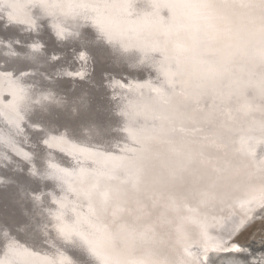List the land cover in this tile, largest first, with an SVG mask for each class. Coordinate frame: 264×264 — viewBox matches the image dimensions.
<instances>
[{
  "label": "bare ground",
  "instance_id": "bare-ground-1",
  "mask_svg": "<svg viewBox=\"0 0 264 264\" xmlns=\"http://www.w3.org/2000/svg\"><path fill=\"white\" fill-rule=\"evenodd\" d=\"M168 2L49 0L55 7L44 9L39 0H0V19L5 23L13 21L12 29L21 31L0 37V261L4 264L10 259L8 245L12 243L34 252L37 260L60 261L62 253L76 264H99L86 250L65 243L59 236L55 217L61 213L67 222L91 220L93 230L100 236L107 230L113 238L112 253L114 241L137 247L131 254L134 259L147 258L145 252L151 249L156 254L152 264H227L231 259L241 264H264V249L252 251L256 236L249 237L250 243L240 242L243 250L238 253L213 250L222 236L229 240L226 233L233 222L253 214L260 220V205L264 204V127H251L253 136L245 141L249 151L253 141L259 144L253 155L246 153L240 133V138L232 139L230 156L224 162L235 173H230L228 181L214 184L209 177L205 183L210 187H181L177 194L170 187H133L132 166L140 162L142 150L135 145L131 146L134 152L126 155L117 150L121 148L119 143L126 141L115 114L119 109L133 107L142 111L141 98L164 108L165 102L180 91L173 75L171 88L165 89L159 83L163 79H152L154 75L149 71L163 73L169 68L175 75L172 59H181L179 72L193 69L199 75L209 73L206 81H211L215 76L209 67L215 56L194 60L192 53L202 52L203 43L208 48L210 43L206 42L214 34L235 29L232 10L219 12L229 16L227 22L208 18L196 9L185 10L182 17H177L163 6ZM14 6L22 12H14ZM47 16L51 18H43ZM237 17L243 21L247 18ZM44 22L56 27L55 31L63 30L59 37L65 45L48 52L41 48L42 39L35 37L21 47L14 46L30 34L28 28L37 30ZM88 26L99 29V33L90 35ZM208 31H213V36L203 35ZM195 37L197 42L190 49ZM104 41L109 43L105 48ZM72 45L76 48L71 56H66ZM84 45L96 58L98 72L94 77L91 55ZM175 51H181L180 57ZM261 68L257 73L263 72ZM76 77L81 83H75ZM256 78L251 77V81ZM201 83L198 76L193 79L192 93L201 89ZM134 98L141 106H136ZM183 103L186 109H195L190 101ZM183 127L196 137L184 138L180 143L168 139L167 146L162 145L167 147L166 152L154 158L157 168L159 161L170 168L185 165L191 156L187 153L200 147L204 151L218 148L209 144V137L197 136L193 125ZM236 136L235 133L233 138ZM87 153L91 155L86 156ZM211 154L214 153H206L209 161ZM119 157L128 163L113 166ZM21 172L25 177H21ZM48 178L56 181L54 185L68 183L71 188L66 185L67 190L57 192L54 185H44ZM79 178L86 184L82 187L89 189L87 192L74 188ZM93 181L98 186L87 187ZM233 186L236 189L232 190ZM146 224H151L157 234L144 232ZM231 246L229 242L228 247Z\"/></svg>",
  "mask_w": 264,
  "mask_h": 264
},
{
  "label": "water",
  "instance_id": "water-1",
  "mask_svg": "<svg viewBox=\"0 0 264 264\" xmlns=\"http://www.w3.org/2000/svg\"><path fill=\"white\" fill-rule=\"evenodd\" d=\"M13 10L14 12H22L18 6H14ZM218 12H220V10H218ZM252 15L258 17V13H253ZM43 18L49 19L51 17L47 16ZM234 18L235 21L233 24L235 25V29L232 30V32L230 31L229 33L219 35L214 34L213 36L211 32H213L214 29L213 31L203 33L205 36H209L208 34L213 36V39H211L210 42H206L210 43L208 44L209 47L206 48L203 43L200 48L202 52H199V54L197 53L196 55L195 53H192L195 58L194 60L206 56H215L214 58L211 57L212 61L209 67L210 74L215 76L213 80L206 81L209 73L199 75V73L193 69H189L190 71L185 69L186 71L179 72V66L183 65L181 59H172L178 75H174L169 68L163 73L155 69L149 71L154 75L152 79L158 80L157 76H160L163 79V81L159 83L163 84L165 89H170L174 80H176L174 83L180 89L178 94H175L172 97L173 99H169L168 103L165 102L166 106L164 108L156 105L148 98H141L144 100V109L142 111H136L133 107H129L119 109V111L115 113L122 127L120 132L125 134L124 138L126 140L124 141L125 144H123V142L119 143V147L121 148H117V150L123 151L121 154L125 153L124 155H126V153H133L134 150L131 149V146L134 145L139 146L142 150L140 162L133 163L132 166L134 177H131L130 181L133 182L132 184L136 185L133 187H154L156 189L160 187H170L169 189L177 194L181 187H193L195 185L206 186L207 183L205 182L209 177H211V182L214 184H221L224 181H228V177H231L230 173H235L234 171H230L229 166L224 162V159L229 158L228 156H230V148L233 145L232 139L236 141L238 139L237 137L239 136L240 138V135H242L244 137L242 145L245 146L246 139L248 140L251 138L252 134H250V132L253 131V126L264 127V90L261 89V82L264 81V59H262L259 54V49L261 47L258 32L260 21L258 18L251 21L248 17L245 18L244 21L239 20L237 15H234ZM3 23H5V21L1 18L0 37L5 38L9 37L8 35L11 33H21V31L12 29L11 24H13V21H9L4 25ZM216 28L219 29L221 27H218L217 25ZM55 30L56 27L44 22V26L42 28L39 27L37 30H35L33 26L28 28L27 31L30 34L22 37L20 44H13L18 48L23 46L27 41L36 39L35 37H40L42 39L41 48L50 52L52 49H57V47L65 45L62 43V39L57 35L58 31ZM98 30L99 29H95L91 26L86 27L87 33L92 36L99 33ZM193 40L194 41L189 44L190 49L192 45L197 42V37ZM102 44L104 48L109 45L107 41H104ZM74 48H76L74 45L68 46L66 56H71ZM84 48L87 53L91 55H89L91 57L89 62L91 64V73L94 77L98 72L95 55L90 51V48L87 45H84ZM176 53L180 57L181 51H177ZM68 64L70 66L72 65L71 63ZM259 66L263 67H260L263 71L260 74L257 73L258 69H260L258 68ZM124 71L126 73L129 72L128 69H125ZM172 75L174 76V79L173 82H170ZM120 76L126 79L125 75L120 74ZM197 76L202 82V87L198 92L192 93L191 88L193 79ZM254 76H257V78L252 82L251 77ZM80 80L79 77H76L75 83H81ZM177 95L180 97L176 98ZM133 100L136 101V106H141L135 98ZM189 101L191 102L189 105L194 106L195 109L188 110L185 108V103L183 102L189 103ZM188 125H193L197 131V136L200 138L203 139L209 137V144H213L212 146L215 148L218 147L216 151H213L215 149L212 150L211 148V150L204 151L205 148L200 147L201 149H196L187 153L191 156L188 158L185 165L170 168L169 166L167 167L164 165L163 162L161 163V161H159L160 167L157 168L158 161H154V158L160 157L166 152L167 147L162 148V145L167 146L166 141L168 139L180 143L184 138L191 140L196 137L193 136L190 131H184L183 126L186 127ZM235 133L237 136L234 139L233 136ZM152 136H157V138H153ZM258 145L257 142L253 141L250 146V151L247 150L245 146V149L247 150L246 153L250 155L255 154V150H258L259 148ZM207 152L214 153L211 154V161L206 158ZM239 152L240 151H238V154ZM244 152H241L240 154L244 155ZM88 154L91 155L90 153H87L86 156H89ZM208 155L209 154H207V156ZM204 159H207V161H204ZM58 160L67 162L64 158H58ZM115 160L117 164H113V166H117L119 163H128L123 157H119ZM188 162L190 163L188 164ZM222 175L223 178L220 177ZM21 177H25V174L22 172ZM220 178L222 181L219 180ZM52 180L53 179L49 178L45 179L44 185H54L56 181ZM83 184L84 181L82 182L79 178L75 183L74 188L78 190L80 187L84 192H87L89 189H84L82 187ZM35 185V187H39L38 184ZM66 185L71 188V184L62 182L52 187H55V190L59 192L64 191L65 189L67 190L68 187H66ZM97 186V181H93L91 185H88L87 187L90 188ZM233 187L232 190L236 189V186ZM89 206L90 208L94 207L93 203H90ZM234 207L236 206H233V208ZM104 219L105 218H101L102 221ZM110 225L111 223L108 222V226ZM142 229L148 234H157L151 224H146ZM183 232L187 234L185 230H183ZM249 240V243L252 242L251 239ZM137 249V247H125L123 244H117L114 241V251L112 255L120 260L123 259L126 262L146 261L148 264H152L151 259L156 257L155 252L150 249L145 252L147 258L140 256L135 257L134 259V257H132L134 254H131L136 252Z\"/></svg>",
  "mask_w": 264,
  "mask_h": 264
},
{
  "label": "snow or ice",
  "instance_id": "snow-or-ice-1",
  "mask_svg": "<svg viewBox=\"0 0 264 264\" xmlns=\"http://www.w3.org/2000/svg\"><path fill=\"white\" fill-rule=\"evenodd\" d=\"M39 6L47 9L49 7H55L50 4L49 0H39ZM126 6V5H125ZM159 7L160 5H156ZM167 7L177 17H182L185 14V10L196 9L208 17L219 18L227 22L229 20L228 15H222L218 10H232V15L246 16L251 21L259 19V40L261 47L259 54L264 59V0H169L168 3L163 5ZM71 8L72 5H69ZM76 7H89V5H76ZM91 7H96L91 5ZM246 10V11H244ZM258 13V17L252 15ZM58 36H63V30L58 31ZM34 47H36L34 45ZM55 59V57L53 58ZM261 89L264 90V81L261 82ZM63 207V205H61ZM55 219L59 222L57 224V231L59 236L65 243L86 250L92 257L99 262V264H148L146 261L138 262H125L112 255L113 238L105 230L103 236L97 234L93 229L95 225L87 218H78L76 221L67 222L68 218L63 214H57ZM260 221L261 229L264 230V204L260 205ZM256 223V214L252 216H245L238 222H233L226 235L229 240H225L221 237L219 243L216 244L214 251L224 252H241L243 245L240 244L239 238L248 231ZM264 240V237H262ZM231 242V247H228V243ZM8 252L10 253V259L7 264H76L75 261L63 257L60 261L35 259L36 254L29 251L27 248H22L14 243L8 245ZM0 264H4L0 261ZM227 264H241L236 259L227 261Z\"/></svg>",
  "mask_w": 264,
  "mask_h": 264
},
{
  "label": "rangeland",
  "instance_id": "rangeland-1",
  "mask_svg": "<svg viewBox=\"0 0 264 264\" xmlns=\"http://www.w3.org/2000/svg\"><path fill=\"white\" fill-rule=\"evenodd\" d=\"M253 236L255 243L253 244V249L252 251L256 252L258 250H263L264 249V240H262V237H264V230L261 229V221L256 220V223L248 229L247 232H245L240 238L239 242H249L248 239L249 237ZM259 242V243H258ZM258 243V244H257ZM261 244V245H260Z\"/></svg>",
  "mask_w": 264,
  "mask_h": 264
}]
</instances>
